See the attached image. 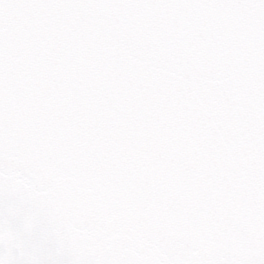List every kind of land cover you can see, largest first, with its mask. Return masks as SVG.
Here are the masks:
<instances>
[{
	"label": "water",
	"instance_id": "obj_1",
	"mask_svg": "<svg viewBox=\"0 0 264 264\" xmlns=\"http://www.w3.org/2000/svg\"><path fill=\"white\" fill-rule=\"evenodd\" d=\"M0 264H264V0H0Z\"/></svg>",
	"mask_w": 264,
	"mask_h": 264
}]
</instances>
